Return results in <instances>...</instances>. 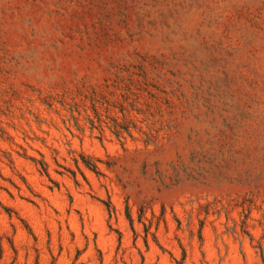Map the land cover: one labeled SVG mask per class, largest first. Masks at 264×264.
<instances>
[{
  "label": "rangeland",
  "instance_id": "374dc122",
  "mask_svg": "<svg viewBox=\"0 0 264 264\" xmlns=\"http://www.w3.org/2000/svg\"><path fill=\"white\" fill-rule=\"evenodd\" d=\"M0 264H264V0H0Z\"/></svg>",
  "mask_w": 264,
  "mask_h": 264
}]
</instances>
